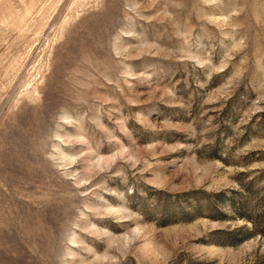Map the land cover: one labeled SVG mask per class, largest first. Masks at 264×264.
Instances as JSON below:
<instances>
[{
  "label": "rangeland",
  "instance_id": "obj_1",
  "mask_svg": "<svg viewBox=\"0 0 264 264\" xmlns=\"http://www.w3.org/2000/svg\"><path fill=\"white\" fill-rule=\"evenodd\" d=\"M0 264H264V0H0Z\"/></svg>",
  "mask_w": 264,
  "mask_h": 264
}]
</instances>
